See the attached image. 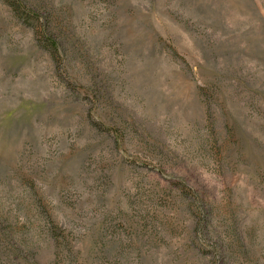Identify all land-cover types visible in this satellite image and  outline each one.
<instances>
[{
    "label": "rangeland",
    "instance_id": "obj_1",
    "mask_svg": "<svg viewBox=\"0 0 264 264\" xmlns=\"http://www.w3.org/2000/svg\"><path fill=\"white\" fill-rule=\"evenodd\" d=\"M22 1L0 264H264V0Z\"/></svg>",
    "mask_w": 264,
    "mask_h": 264
},
{
    "label": "trees",
    "instance_id": "obj_2",
    "mask_svg": "<svg viewBox=\"0 0 264 264\" xmlns=\"http://www.w3.org/2000/svg\"><path fill=\"white\" fill-rule=\"evenodd\" d=\"M13 2L15 3L14 6L15 12H17V14H19L20 16L26 17L28 20H32V21L33 20L39 21L42 18L35 11L29 8L26 3H23L22 0H13ZM41 25H42L41 31L43 33L42 36L43 41L45 42L46 45H48V47L51 50H53V53L55 54V52L58 51L59 49V45L56 39L53 38L52 34L49 33V31H47V26L43 25V23H41Z\"/></svg>",
    "mask_w": 264,
    "mask_h": 264
}]
</instances>
